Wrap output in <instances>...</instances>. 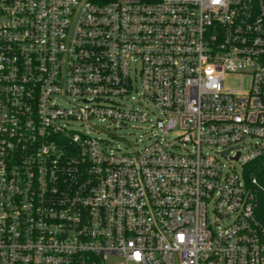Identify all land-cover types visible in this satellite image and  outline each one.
Segmentation results:
<instances>
[{"label": "built area", "instance_id": "2783aa9c", "mask_svg": "<svg viewBox=\"0 0 264 264\" xmlns=\"http://www.w3.org/2000/svg\"><path fill=\"white\" fill-rule=\"evenodd\" d=\"M263 158L262 0H0V264H264Z\"/></svg>", "mask_w": 264, "mask_h": 264}, {"label": "rangeland", "instance_id": "374dc122", "mask_svg": "<svg viewBox=\"0 0 264 264\" xmlns=\"http://www.w3.org/2000/svg\"><path fill=\"white\" fill-rule=\"evenodd\" d=\"M225 86L231 89H240L247 90L250 86V78L239 75H230L225 80ZM140 91V89L138 90ZM132 96L137 98V90L132 92ZM131 97V96H130ZM65 104V103H62ZM136 107L139 109H146V106L137 104ZM150 109V108H149ZM149 117L151 121L149 122H110L109 120L104 121H95L94 123L98 126L97 131L92 133L101 137L107 142L111 148H120L121 151L128 152L133 148H140L154 139L164 137L170 142H174L178 147L176 150L181 149L179 141L176 139L178 132L177 130L169 131L167 133H162L156 125H154L156 119L161 118L159 112H150ZM237 169L240 171L241 167L239 164H236ZM214 217H212L213 219ZM119 256L110 257L106 264H116L120 261Z\"/></svg>", "mask_w": 264, "mask_h": 264}, {"label": "trees", "instance_id": "16d2710c", "mask_svg": "<svg viewBox=\"0 0 264 264\" xmlns=\"http://www.w3.org/2000/svg\"><path fill=\"white\" fill-rule=\"evenodd\" d=\"M264 2V0H262ZM251 172L256 175L259 183L264 188V158L258 159L251 164ZM259 216L264 218V190L260 193Z\"/></svg>", "mask_w": 264, "mask_h": 264}, {"label": "water", "instance_id": "95a60500", "mask_svg": "<svg viewBox=\"0 0 264 264\" xmlns=\"http://www.w3.org/2000/svg\"><path fill=\"white\" fill-rule=\"evenodd\" d=\"M228 152V151H227Z\"/></svg>", "mask_w": 264, "mask_h": 264}]
</instances>
